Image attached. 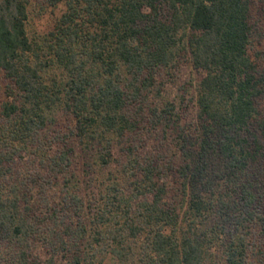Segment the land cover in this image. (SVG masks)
Returning a JSON list of instances; mask_svg holds the SVG:
<instances>
[{
    "label": "trees",
    "instance_id": "16d2710c",
    "mask_svg": "<svg viewBox=\"0 0 264 264\" xmlns=\"http://www.w3.org/2000/svg\"><path fill=\"white\" fill-rule=\"evenodd\" d=\"M48 1L0 0V264H264V0Z\"/></svg>",
    "mask_w": 264,
    "mask_h": 264
},
{
    "label": "rangeland",
    "instance_id": "374dc122",
    "mask_svg": "<svg viewBox=\"0 0 264 264\" xmlns=\"http://www.w3.org/2000/svg\"><path fill=\"white\" fill-rule=\"evenodd\" d=\"M27 7L29 18L27 24L28 34L33 42H38L41 46H44V41L51 39V35L55 31L59 20L66 12V7L63 3L51 5L48 0H27ZM200 78V73L186 63L180 69L164 76L163 96L182 102L184 117L188 118L186 121L190 120L192 115L195 114L192 100ZM8 84L9 82L6 80L2 84L0 104L8 100ZM71 128L70 118L68 121L65 116L61 117L58 127L54 130V137L59 138L61 142L68 140L70 142L72 137Z\"/></svg>",
    "mask_w": 264,
    "mask_h": 264
}]
</instances>
